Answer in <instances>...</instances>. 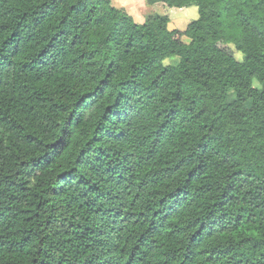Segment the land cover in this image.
<instances>
[{
  "label": "trees",
  "instance_id": "1",
  "mask_svg": "<svg viewBox=\"0 0 264 264\" xmlns=\"http://www.w3.org/2000/svg\"><path fill=\"white\" fill-rule=\"evenodd\" d=\"M146 1L0 0V264H264V0Z\"/></svg>",
  "mask_w": 264,
  "mask_h": 264
},
{
  "label": "rangeland",
  "instance_id": "2",
  "mask_svg": "<svg viewBox=\"0 0 264 264\" xmlns=\"http://www.w3.org/2000/svg\"><path fill=\"white\" fill-rule=\"evenodd\" d=\"M116 7H122L130 14L135 21L142 22L149 15H167L169 17V28L184 29L189 21L197 18L198 10L195 5L188 7H173L165 2L148 3L146 0H111ZM186 37H184V40ZM237 56L240 58L241 53ZM177 55L169 56L165 59V63L174 64L178 61ZM254 86H259L257 80L253 81Z\"/></svg>",
  "mask_w": 264,
  "mask_h": 264
}]
</instances>
